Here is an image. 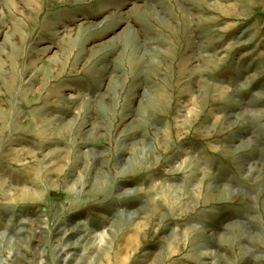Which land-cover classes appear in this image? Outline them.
<instances>
[{
    "label": "rangeland",
    "instance_id": "374dc122",
    "mask_svg": "<svg viewBox=\"0 0 264 264\" xmlns=\"http://www.w3.org/2000/svg\"><path fill=\"white\" fill-rule=\"evenodd\" d=\"M255 3L0 0V264H264Z\"/></svg>",
    "mask_w": 264,
    "mask_h": 264
},
{
    "label": "crops",
    "instance_id": "0c3cea01",
    "mask_svg": "<svg viewBox=\"0 0 264 264\" xmlns=\"http://www.w3.org/2000/svg\"><path fill=\"white\" fill-rule=\"evenodd\" d=\"M236 0H230V5L231 7L234 6ZM260 4H259V0H257V3H255V5L252 6V8H249L251 10L248 9V12L250 13H254V14H260L259 15V22L261 23V26H264V0H260ZM217 4L219 5L220 9L217 10V12H221V4L220 2L217 1ZM218 7V8H219ZM258 7V8H257ZM260 7V8H259ZM263 49V47H262Z\"/></svg>",
    "mask_w": 264,
    "mask_h": 264
}]
</instances>
